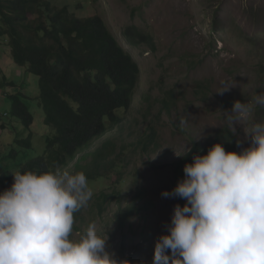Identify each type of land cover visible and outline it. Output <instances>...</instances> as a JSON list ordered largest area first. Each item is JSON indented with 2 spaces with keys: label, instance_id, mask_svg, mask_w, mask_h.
Here are the masks:
<instances>
[{
  "label": "rangeland",
  "instance_id": "obj_1",
  "mask_svg": "<svg viewBox=\"0 0 264 264\" xmlns=\"http://www.w3.org/2000/svg\"><path fill=\"white\" fill-rule=\"evenodd\" d=\"M52 2H60L59 7L69 3L70 10L79 17L100 16L140 69L134 105L124 116L125 127L114 128L91 147H101L106 139L117 152L121 146H131L124 150L127 164L121 169L123 179L112 184L116 174L111 171L88 182L93 195L87 207L74 213L71 238L78 239L94 222L98 234H107V250L117 260L152 264L155 242L167 232L173 208L179 204L176 197L162 196L163 191L173 190V165L182 156L177 154L185 155L193 141L205 147L217 134L224 133L230 135L235 151L248 146L250 138H244L242 126L237 125L236 135L228 133L222 111L230 110L235 100L248 101L264 90V0ZM132 26L150 39L138 46L128 44L124 31ZM25 71V67L14 64L7 41L0 39V83L4 74L16 82L22 78L23 86L33 92L37 80ZM221 81L234 86L220 94L216 91L222 86ZM168 90L177 98V108L170 116L158 112V101ZM143 94L153 104L149 113ZM2 97L0 91V114H7L9 105ZM37 104L36 100H25L33 116L28 129L17 117L0 116V154L13 139L31 134V150L19 152L16 160L0 158V164L11 171H18L26 161L44 151L50 128L44 124L43 110ZM181 118L187 123L177 128ZM254 118L264 119V109H257ZM150 123L158 130L159 144L150 156H141L133 144ZM238 139L242 141L240 146ZM89 161L87 158L79 163ZM3 188L4 183L0 182V192ZM113 188L121 193L120 199L107 202L99 214L95 196ZM131 202L136 204L135 210L123 224L117 219L118 211ZM137 204L143 206L137 209Z\"/></svg>",
  "mask_w": 264,
  "mask_h": 264
},
{
  "label": "clouds",
  "instance_id": "obj_2",
  "mask_svg": "<svg viewBox=\"0 0 264 264\" xmlns=\"http://www.w3.org/2000/svg\"><path fill=\"white\" fill-rule=\"evenodd\" d=\"M221 85L220 94L234 86ZM257 109H264V90L222 111L228 133L242 126L248 146L237 152L214 143L185 163L171 192H162L186 203L174 206L152 264H264V119L254 118ZM12 175L0 192V264H131L107 250V234H98L94 222L71 238L74 213L93 195L83 171L56 166Z\"/></svg>",
  "mask_w": 264,
  "mask_h": 264
},
{
  "label": "trees",
  "instance_id": "obj_3",
  "mask_svg": "<svg viewBox=\"0 0 264 264\" xmlns=\"http://www.w3.org/2000/svg\"><path fill=\"white\" fill-rule=\"evenodd\" d=\"M59 3L0 0V39L7 41L14 64L25 67L24 74H32L37 80L36 90L32 92L23 86L22 78L16 82L3 75L0 91L3 101L9 105L6 115L17 117L28 129L33 116L25 100H36L43 110L44 124L50 128L45 136L43 153L26 161L18 171L44 172L60 166L71 172L83 171L88 182L114 171L116 178L112 184L119 183L123 179L121 169L127 164L124 150L131 146H121L117 152L106 139L101 147L95 150L91 147L114 128L125 127L124 116L134 105L140 69L100 16L79 17L70 10L69 3L62 4L61 0L60 7ZM124 36L132 46L150 39L133 26L125 29ZM144 100L149 113L153 104L149 102V96L144 95ZM158 103L159 114L170 116L177 108V98L172 90L163 93ZM6 115L0 114L1 117ZM158 141V130L150 123L135 140L133 149L141 156H150L156 151ZM217 142H222L227 151L236 150L226 133L217 134L205 147L193 141L191 151L173 165L172 188L183 179L185 163H191L195 154H205ZM31 149L29 133L26 137L13 139L0 158L16 160L19 152ZM87 158H90L89 162L79 163ZM13 172L0 164V182L4 183V190L13 183ZM120 195L115 188L110 192H99L95 196L99 214L107 202L119 200ZM176 199L181 206L186 203L180 197ZM142 206L137 204V209ZM135 207L136 204L131 202L120 209L117 219L124 224V219Z\"/></svg>",
  "mask_w": 264,
  "mask_h": 264
}]
</instances>
